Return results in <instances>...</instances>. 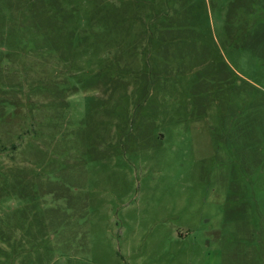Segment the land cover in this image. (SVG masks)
<instances>
[{
	"label": "rangeland",
	"instance_id": "1",
	"mask_svg": "<svg viewBox=\"0 0 264 264\" xmlns=\"http://www.w3.org/2000/svg\"><path fill=\"white\" fill-rule=\"evenodd\" d=\"M0 264H264V0H0Z\"/></svg>",
	"mask_w": 264,
	"mask_h": 264
}]
</instances>
